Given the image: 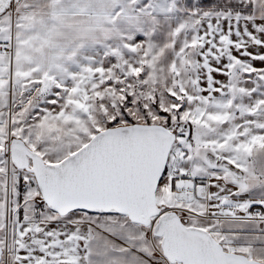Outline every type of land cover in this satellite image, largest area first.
Masks as SVG:
<instances>
[{
    "label": "snow or ice",
    "instance_id": "obj_1",
    "mask_svg": "<svg viewBox=\"0 0 264 264\" xmlns=\"http://www.w3.org/2000/svg\"><path fill=\"white\" fill-rule=\"evenodd\" d=\"M0 264H264V0H0Z\"/></svg>",
    "mask_w": 264,
    "mask_h": 264
}]
</instances>
